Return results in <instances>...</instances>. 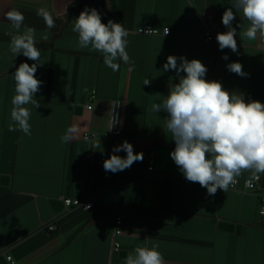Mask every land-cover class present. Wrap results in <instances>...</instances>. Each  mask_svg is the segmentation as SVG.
Returning <instances> with one entry per match:
<instances>
[{"label": "crops", "instance_id": "obj_1", "mask_svg": "<svg viewBox=\"0 0 264 264\" xmlns=\"http://www.w3.org/2000/svg\"><path fill=\"white\" fill-rule=\"evenodd\" d=\"M74 1L0 0V264H10L8 256L18 264H124L137 245L154 243L165 264H264L260 197L241 185L209 196L206 188L187 181L170 157L175 145L164 141L167 113L150 111L179 82L175 71H163L169 55L199 59L208 69L207 80L242 93L246 101L264 103V42L242 39L237 28L238 53L219 49L216 34L227 30L222 14L231 0H204L202 11L196 0H79L70 8ZM40 7L53 14L54 28L46 29L36 14ZM85 7L96 8L103 23L111 19L129 31L127 51L134 67L117 61L120 69L114 72L101 53L78 48L72 27ZM13 8L23 13L25 26L36 29L43 63L35 74L43 81L35 96L40 107L27 106L31 136L8 130L12 74L21 62L34 63L9 51L7 33L14 30L5 13ZM239 15L233 27L241 22ZM146 25L159 34L136 33ZM167 28L169 36L163 34ZM46 30L49 40L43 41ZM231 62H240L248 75L230 72L226 65ZM93 91L94 107L88 110ZM115 100L121 105L112 114L120 123L109 131ZM73 125L76 137L61 143ZM115 130L121 133L111 134ZM86 133L93 137L85 140ZM124 140L134 152H143V161L106 172L102 158ZM248 176L245 172L239 179ZM260 177L264 192V174ZM62 198L80 199L92 208L55 211L50 201ZM117 218H122V234L114 239ZM223 222L232 228H221Z\"/></svg>", "mask_w": 264, "mask_h": 264}, {"label": "clouds", "instance_id": "obj_2", "mask_svg": "<svg viewBox=\"0 0 264 264\" xmlns=\"http://www.w3.org/2000/svg\"><path fill=\"white\" fill-rule=\"evenodd\" d=\"M237 13L241 22L233 27ZM36 14L43 18L47 30L56 26L53 14L47 8H38ZM5 19L14 30L7 33L13 57L22 54L34 61L31 65L21 62L12 74L15 94L11 98L8 130H19L31 136L29 120L32 109L27 106L40 107L35 96L43 81L35 74L38 66L43 64L40 63L41 51L36 46V29L24 25L22 12L13 8L5 13ZM222 24L227 30L216 34L221 51L227 48L238 53L237 28L242 39L264 42V0H231V6L222 14ZM47 30L41 33L43 41L49 40ZM72 31L78 34V48L101 53L104 64L114 72L120 69L117 61L134 67L127 51L129 31L111 19L103 23L96 8L85 7L74 18ZM222 59L228 60V56L224 55ZM226 68L242 77L248 75L240 62L228 63ZM169 70L175 71L179 82L171 84L168 95L162 102L152 103L150 111L168 114L165 131L171 133L175 143L170 157L184 178L206 188L209 196H214L218 190L226 193L245 172L249 173L245 186H252V182L264 174V103L246 101L242 93L229 92L221 82L207 80L208 69L199 59L169 55L163 71ZM143 84L149 85L150 79H145ZM110 105L109 131L120 123L118 114L113 115L112 112L120 107L121 102L115 100ZM77 132L76 125L68 127L60 137L61 143L72 141ZM121 151L126 152V156L117 154ZM143 158V152H134L133 145L124 140L104 160L103 169L115 174L130 168L134 162H142ZM158 249V243L151 248L137 245L132 253L127 254L124 264H165Z\"/></svg>", "mask_w": 264, "mask_h": 264}, {"label": "built area", "instance_id": "obj_3", "mask_svg": "<svg viewBox=\"0 0 264 264\" xmlns=\"http://www.w3.org/2000/svg\"><path fill=\"white\" fill-rule=\"evenodd\" d=\"M167 29H164V31H163V34L165 36H169L170 35V30L168 29V31L166 32ZM136 33L139 34V35L151 36V35H158L159 31L157 29L153 28L151 25H146V26L138 28L136 30ZM207 39L209 41L213 40L211 32H207ZM94 100H95V92L93 91L92 95L90 96V99H89V104L87 105V109L88 110H92L93 109ZM120 133H121L120 130H115L111 134L118 135ZM85 136L88 137L87 140H89V139H91L93 137V135L90 134V133H86L84 135V137ZM105 159L106 158H102V161L104 162ZM153 164H154V160L152 159L150 161V166L148 168L150 171L153 170ZM246 180L247 179H244V180L241 181L238 178V183L235 186L230 187L229 189L230 190H236V189H239V187L241 185L244 192H251L255 196L260 197L261 205H262L260 214L264 216V192L262 191V189L260 187L261 177L258 180L253 181L252 182V186H250V187H246L245 186ZM62 201L64 203V207H65L66 210L75 209V208H84V209H91L92 208V204H90V203H88L86 201L80 200V199L62 198ZM116 223H117V229L114 232V239H115V237H117V236L122 234V229L120 228L121 224H122V218H117ZM53 230H54V225L53 224L49 225L48 226V231H49L48 234H50ZM119 248H120L119 243L118 242H114V250H119ZM7 259L10 262V264H18L12 259L11 256H8Z\"/></svg>", "mask_w": 264, "mask_h": 264}, {"label": "water", "instance_id": "obj_4", "mask_svg": "<svg viewBox=\"0 0 264 264\" xmlns=\"http://www.w3.org/2000/svg\"><path fill=\"white\" fill-rule=\"evenodd\" d=\"M195 5L200 11H202L204 9V0H196L195 1ZM167 116H168V114H167ZM164 141L167 144L175 145L174 141L171 139V133L166 132V131H165V135H164ZM50 204H51V206L53 207V209L55 211H60V210H62L64 208L63 201L59 200V199L51 200ZM221 228L230 229V228H232V225L227 223V222H223L221 224Z\"/></svg>", "mask_w": 264, "mask_h": 264}, {"label": "trees", "instance_id": "obj_5", "mask_svg": "<svg viewBox=\"0 0 264 264\" xmlns=\"http://www.w3.org/2000/svg\"><path fill=\"white\" fill-rule=\"evenodd\" d=\"M78 2H79V0H75V1L73 2V4L70 6V8L73 7L74 5H76Z\"/></svg>", "mask_w": 264, "mask_h": 264}]
</instances>
